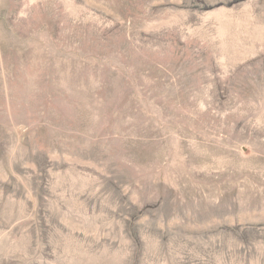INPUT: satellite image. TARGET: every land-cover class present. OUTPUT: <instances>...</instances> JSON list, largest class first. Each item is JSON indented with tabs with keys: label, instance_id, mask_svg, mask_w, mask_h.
Returning <instances> with one entry per match:
<instances>
[{
	"label": "rangeland",
	"instance_id": "obj_1",
	"mask_svg": "<svg viewBox=\"0 0 264 264\" xmlns=\"http://www.w3.org/2000/svg\"><path fill=\"white\" fill-rule=\"evenodd\" d=\"M0 264H264V0H0Z\"/></svg>",
	"mask_w": 264,
	"mask_h": 264
}]
</instances>
